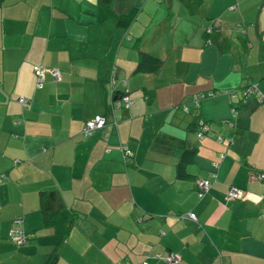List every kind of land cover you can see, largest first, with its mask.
I'll use <instances>...</instances> for the list:
<instances>
[{
  "label": "crops",
  "instance_id": "crops-1",
  "mask_svg": "<svg viewBox=\"0 0 264 264\" xmlns=\"http://www.w3.org/2000/svg\"><path fill=\"white\" fill-rule=\"evenodd\" d=\"M141 49L163 66L139 72ZM37 65L61 80L48 74L37 88ZM114 68L128 109L111 107ZM252 84L259 91L244 98ZM210 91L219 94L192 103ZM99 115L106 130L84 137ZM121 145L135 154L130 164ZM187 149L196 154L181 178ZM261 173L264 0H0V264H45L57 248L43 191L73 214L55 264H167L170 253L178 264H264ZM198 179L211 182L202 198ZM231 187L245 198L228 199ZM19 217L21 246L10 238Z\"/></svg>",
  "mask_w": 264,
  "mask_h": 264
},
{
  "label": "built area",
  "instance_id": "built-area-1",
  "mask_svg": "<svg viewBox=\"0 0 264 264\" xmlns=\"http://www.w3.org/2000/svg\"><path fill=\"white\" fill-rule=\"evenodd\" d=\"M232 9H234V7ZM211 32H212V28L208 29L207 33L209 34ZM33 69H34V74L36 77V86L39 89H42L44 87L46 77L48 74L51 75L56 82H59L61 80V73L57 69L47 68V67L40 66V65L34 66ZM116 71H117V68H114L113 74L110 79V85L112 88L111 91H112V96H113L112 101H111V107L113 110L121 109V108L128 109L133 103L131 98L129 97L128 90H125L120 97H118L117 99H114V91H115L114 86L116 85V82H117ZM257 91H259L258 86L252 84V85L245 87L242 90V93H243L242 95L244 98H246L250 94L255 93ZM225 93L231 95L232 97L237 95V91H226ZM218 94L219 92L210 91V92H205V93L194 95L192 97V103L196 107H199L200 103L203 100L207 98L215 97ZM259 101H262V99H260ZM20 102L24 105L29 104V100L25 98H20ZM182 108L185 113L190 112V106L188 104H185ZM231 112L234 116H236L237 108L233 106L231 109ZM117 125L118 123L115 121L113 123V126L116 128ZM106 126H107L106 117L99 115L86 122L83 128L82 134L84 137H89L97 130L105 131ZM199 126H200L199 137H203L204 133H206L209 130V125L205 123L204 121H200ZM219 140L221 142H226L229 144L233 142L232 138L223 139L222 137H220ZM120 148H121V151L123 152L125 164H130L135 157L134 152L127 145H121ZM213 177L215 178L216 174H213ZM259 177L260 179L264 180V173H261ZM0 183H1V177H0ZM196 183L198 186V196L199 198H202L203 196H205V194L209 192L210 187H211V182L206 179H198ZM227 197L228 199L243 200L245 198V192L244 190L239 189L237 187H231L228 191ZM187 218L192 221L197 220L196 215L193 213L188 214ZM10 238L18 246H21L25 243L26 234L24 231L23 219L21 217L14 220V226L10 231ZM158 257H161V256H158ZM164 260L166 261L167 264H178L181 261V257L177 254L170 253L166 256V258H164ZM126 264H130V263H126ZM143 264H149L148 260H145Z\"/></svg>",
  "mask_w": 264,
  "mask_h": 264
},
{
  "label": "trees",
  "instance_id": "trees-1",
  "mask_svg": "<svg viewBox=\"0 0 264 264\" xmlns=\"http://www.w3.org/2000/svg\"><path fill=\"white\" fill-rule=\"evenodd\" d=\"M176 1L185 2L187 0H176ZM101 3L105 7L110 8L112 6L113 0H101ZM137 14H138V10L136 11L134 10L129 15H126L124 17H118L117 21L119 25L129 27ZM162 66H163L162 59L157 58L142 49L139 51V64H138L139 72L152 73L159 70ZM122 94L116 93V91H114V99H117ZM195 154L196 151L194 149H187L184 151L180 159V162L178 164L179 177L181 178L188 177V174L186 172V167L193 161ZM40 202H41L43 225L45 227L55 228L56 232L60 236V241L57 248L52 252L48 261L45 263V264H55V262L58 259V249L60 245L63 244V241L69 231V227L67 226L66 223L69 222L71 218H73V214L70 212V210L67 209L61 197L55 192H46V191L41 192Z\"/></svg>",
  "mask_w": 264,
  "mask_h": 264
}]
</instances>
